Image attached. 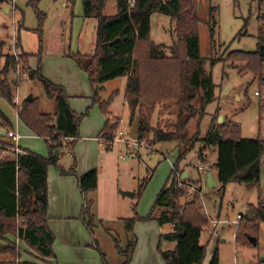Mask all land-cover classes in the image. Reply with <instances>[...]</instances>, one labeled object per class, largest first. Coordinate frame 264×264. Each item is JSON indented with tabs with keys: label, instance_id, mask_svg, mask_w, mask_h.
Segmentation results:
<instances>
[{
	"label": "trees",
	"instance_id": "16d2710c",
	"mask_svg": "<svg viewBox=\"0 0 264 264\" xmlns=\"http://www.w3.org/2000/svg\"><path fill=\"white\" fill-rule=\"evenodd\" d=\"M80 1L83 18H94L96 21L95 48L90 55L69 54L68 58L87 75L92 105H98L101 115L106 119L98 134V139L103 142L102 147L106 152L111 150L118 120H108L111 117L108 108L116 92L105 100L100 95L107 82L126 78L124 100L130 121H138L136 141H147L151 145L171 143L177 150V160L165 185L157 194L149 215L142 219L134 212L132 218L123 220L124 230L129 235L124 248L112 237L115 252L122 259V264H130L136 247L134 225L139 221H154L159 227L169 225L172 228L170 233L159 238L160 242L175 245L171 251H161L158 247L164 264H202L207 244H202L201 238L210 220L204 213L201 202L200 178L190 185L186 180L177 182L176 175L181 177L183 173L179 163L194 148L195 143L199 142L203 144L201 152L209 147L217 149L216 161L209 171L215 172L222 189L229 183L256 185L260 182L259 167L264 144L259 139H241L240 127L234 123L213 128L203 139L187 137L189 123L198 118L200 111L213 100L214 88L210 74L204 71L207 59L200 56V20L191 0H136L133 6H129L127 0H115L116 14L111 17L103 15L107 0ZM252 1H258L264 6V0ZM35 2L36 0H31L41 25L44 16L37 11ZM212 12L210 10L209 14L211 39L216 26ZM153 14L165 16L175 23V40L168 48L149 38ZM36 32L41 33L39 29ZM4 47L5 44L0 42V60H4L0 71V96L13 104L11 86L5 82V78L21 64L27 79L39 83L45 97L53 103V113H43L39 100L32 97L31 102L23 100L22 105L17 107L19 120L45 143L48 155L43 158L21 149L23 155L13 153L10 158L0 160V257L8 259L2 264H34L19 262V250L7 237L22 242L37 259H55L52 250L54 236L48 229L46 216V172L49 167L58 170L61 176H73L76 179L82 197L79 219L90 235L92 248L99 254L102 264H107L105 255L93 236V203L88 198L97 189L98 171L93 169L81 176L75 172L73 149L79 138L80 122L88 114V110L81 115L75 114L69 107L64 89L42 76L40 35L36 53L23 52L17 42L18 55H2ZM29 58L37 60L35 70L29 68ZM226 60L245 63L247 71L258 77L260 83H264V26L259 31L253 53L230 52ZM208 61L211 67L218 63L214 59ZM167 103H173L176 119L166 124L165 129L161 126L151 128L149 121L155 107ZM13 144L14 142L8 143V146L13 147ZM64 150L69 152L73 160L69 170H63L59 166V157ZM56 151L58 154H55ZM201 152L198 155L200 158ZM147 181L148 179L139 185L133 195L134 199H139ZM191 187L194 189L192 194ZM248 209L253 220L248 216H243L240 220L244 219L252 233L256 234L258 224L264 222V210H252L250 206ZM244 230L245 227L241 224L237 227L235 243L245 240L252 246L243 236ZM105 231L110 235L108 230ZM209 264H219L217 253H214Z\"/></svg>",
	"mask_w": 264,
	"mask_h": 264
},
{
	"label": "rangeland",
	"instance_id": "374dc122",
	"mask_svg": "<svg viewBox=\"0 0 264 264\" xmlns=\"http://www.w3.org/2000/svg\"><path fill=\"white\" fill-rule=\"evenodd\" d=\"M191 2L200 20L199 51L201 58L207 59L204 71L210 74L214 88L213 100L204 107L203 111H200L198 118L189 123L187 137L203 139L213 128L234 123L240 127L241 139H259L264 144V83H260L258 77L247 71L245 63L226 60L230 52H243L245 48L255 50L259 31L264 26V6L252 0H191ZM35 7L44 16L41 25L31 0H0V42L5 44L1 50L2 55H18L17 42L23 52L36 53L39 35L42 52L48 55L54 56L60 52L68 53L67 55H90L94 52L96 21L94 18H83L80 0H36ZM210 10L213 11L212 15L216 21L212 39L209 24ZM115 14V0H107L103 15L111 17ZM38 29L40 34L36 32ZM174 30V21L159 14L152 15L149 36L151 41L168 48L175 40ZM165 52L168 55V51ZM208 59L218 60V63L211 67ZM3 62L1 58L0 71ZM5 82L11 86V96L15 106L0 96V160L10 158L13 153L16 154L15 144L13 147L8 146V143L13 142L7 136L8 131L18 136L21 148L46 158L48 152L45 143L30 134L21 123L17 107L31 96L39 100L43 113H52L53 103L45 97L39 83L27 79L21 64H18L14 72L7 75ZM103 88L104 91L100 95L103 100L116 92L108 111L118 120L114 137L122 140H115L109 152H106L104 147L97 149L102 155V162L96 165V170L103 171L100 180L101 190H104L102 194L108 195V190L105 189L113 186L118 192L119 202L112 204L118 214L113 217L108 207L111 205V199L106 197L108 209L105 205L101 208L106 218L102 224H94L93 236L100 251L105 255L107 264H115L117 261L110 257L113 250L112 239L117 237L121 239L125 236L123 220L132 218L134 212L142 219L149 215L157 194L169 177L171 166L177 160V150L171 143L151 145L147 141L138 143L131 140L128 136L132 122L123 96L125 79L107 82ZM255 92L258 96L254 95ZM195 105L199 110L198 103ZM88 115L89 111L86 117ZM175 119L176 110L173 103L159 104L150 116L149 126L151 128L161 126L165 129V125L174 122ZM119 132L122 135H119ZM202 149V143H195L194 148L179 163L180 170L189 173L191 181L184 179L189 185L198 179L199 174L202 175L198 171L199 166L216 161L215 147H209L205 152H201ZM200 152L201 158L198 156ZM75 153L73 149L76 172ZM78 155L77 157H80ZM72 163L69 152L64 150L59 157V166L64 168L63 170H69ZM259 170L260 182L256 185L229 183L222 189L217 182L213 189L201 187L202 206L210 220L208 228L204 230V232L208 230L207 233L211 235L209 237L211 242L208 248L206 246V256L209 255V261L214 253H217L219 264H264V222L258 224L257 233L254 234L244 219L237 221L238 215L248 216L253 220L249 206L252 210L259 208L264 210V152ZM213 176H216L215 172ZM179 178L181 177L176 175V180ZM146 179L148 181L139 199H129L119 195L120 192L136 194L139 185ZM193 192L194 189L191 187L190 194ZM79 197L82 208V197L81 195ZM140 222L149 221H139L136 224ZM213 222L216 224L214 225ZM240 224L245 227L243 236L248 240L249 237L255 239L254 246H250L245 240L235 243L236 229ZM106 229L110 230V235L106 233ZM253 230L255 232V229ZM86 233L88 234L87 231ZM88 237L92 248L89 234ZM134 237L136 238L135 235ZM10 238L12 240L10 242L18 248L21 260L22 250L16 244L18 240ZM207 239L204 234L202 244H207ZM25 248L28 253L23 255V262L31 261L35 264L44 262L35 258L27 246ZM99 259L102 264L100 256ZM7 260L6 257H0V264Z\"/></svg>",
	"mask_w": 264,
	"mask_h": 264
},
{
	"label": "crops",
	"instance_id": "0c3cea01",
	"mask_svg": "<svg viewBox=\"0 0 264 264\" xmlns=\"http://www.w3.org/2000/svg\"><path fill=\"white\" fill-rule=\"evenodd\" d=\"M42 54V76L50 83L60 86L64 89L68 97L69 107L75 114L81 115L85 113L86 110L89 111V115L87 117L85 116L80 122L78 130L79 138L74 146V153L76 152L75 155L77 160L76 174L81 176L90 170L96 169V165L98 163L101 164L102 162V155L97 150L100 147L102 148L98 139V134L102 130L106 119L100 114L98 105H92V92L87 75L76 66L74 61L68 58V53L60 52L56 53L54 56H52V54H45L43 52ZM28 66L31 70H35L37 66V60L35 58H29ZM122 79H125L126 87V78ZM113 118L114 117L111 115L108 120ZM29 133L35 136L30 131ZM19 140L20 139L18 138L17 142H14V144L16 148L21 151L23 148L19 146ZM77 154H79L78 156L80 157H77ZM86 160H88V162ZM172 168L173 166H171V170ZM102 172L103 171L100 172V170H98L97 189L95 192L89 195V199L93 203L91 214L94 218V224H102L103 220H105L106 217L103 215L104 211L101 209L102 206L104 208V205L107 209L108 207L111 209V216H118V214H116V207L112 206V204L115 205L119 202L118 192L113 186H111L108 187V189H105L108 190V195L105 196L102 194V191H104L103 189L101 190L100 184ZM186 174L187 177L185 179L191 181L189 173L186 172ZM206 175L207 173H202V175L199 174L198 176L201 182L200 190L202 186H206ZM211 177L216 187L217 179L216 176H213L212 172ZM46 195L47 226L54 236L52 250L55 259L44 260L42 264H100L99 256L94 250H92L86 229L79 220L81 213V203L76 179L73 176H61L58 170L53 167H49L46 172ZM106 197L111 199V205L108 207L106 206ZM106 230L110 232L109 229ZM171 230V226L165 225L163 227H159L154 221H149L146 223L140 222L136 224L134 227L136 247L134 249L130 264H164L159 255L158 247L161 251H171L174 249L175 245L174 243L160 242L159 238L164 234L170 233ZM142 231L144 232L141 233ZM207 232L208 230H206L203 235L205 234L206 237H208V248L209 243L211 242V239L209 238L211 235ZM7 239L12 241L10 240V237H7ZM117 240L119 241L121 248H124L129 240V235L125 232V236L121 239L117 237ZM16 244L22 250L20 261L23 262V255L28 253V251L22 242L17 241ZM111 253L112 254L110 257L117 261L115 264H122V259L115 252L114 244ZM206 255L202 264H209L210 262L209 255L208 257ZM29 263L33 262L30 261Z\"/></svg>",
	"mask_w": 264,
	"mask_h": 264
},
{
	"label": "water",
	"instance_id": "95a60500",
	"mask_svg": "<svg viewBox=\"0 0 264 264\" xmlns=\"http://www.w3.org/2000/svg\"><path fill=\"white\" fill-rule=\"evenodd\" d=\"M254 51L255 50H251V49L245 48L243 52L244 53H253ZM31 100H32L31 96H28L25 99L26 102H31ZM137 126H138V121L134 120L133 123L131 124V130H130V134L128 136L133 141H136L137 137H138V135H137L138 127ZM55 154H58V152L56 151ZM186 177H187L186 172H183L182 175H181V179L184 180ZM206 186L209 189H213L215 187V183L213 182L212 177H211V172L207 173V175H206ZM120 196L127 197V198H130V199L133 198V194L130 193V192H120ZM249 242L253 246L256 244L255 239L251 238V237H249Z\"/></svg>",
	"mask_w": 264,
	"mask_h": 264
},
{
	"label": "built area",
	"instance_id": "2783aa9c",
	"mask_svg": "<svg viewBox=\"0 0 264 264\" xmlns=\"http://www.w3.org/2000/svg\"><path fill=\"white\" fill-rule=\"evenodd\" d=\"M162 1H167V0H162ZM135 2H136V0H127V3H128L129 6H133V5L135 4ZM254 95H255V96H258V93L255 92ZM119 135H122V133L119 132ZM8 137L11 138L13 142H17V140H18V136L15 135V134L12 133V132H8ZM120 139H121V138L114 137L113 142H112L111 144H113L115 140H119V141H120ZM121 140H122V139H121ZM99 142H100V145L103 146V142H102L101 140H99ZM126 143H127V142H126ZM16 154L23 155V152L20 151V150H18V149H16ZM213 163H214V162H210L209 164H207V165H205V166H199V167H198V171H199V172H202V173H209V172H210V171H209V170H210V167L213 165ZM180 179H181V178H179V180H177V182L180 183ZM181 180H182V179H181ZM204 213H205V211H204ZM205 214H206V213H205ZM206 216H207V215H206ZM240 219H241V216L238 215V216H237V221H239ZM213 224H216V223L213 222ZM236 224H238V222H236Z\"/></svg>",
	"mask_w": 264,
	"mask_h": 264
}]
</instances>
